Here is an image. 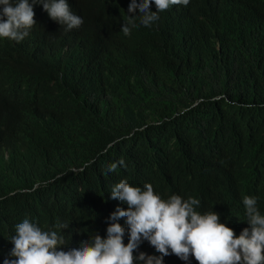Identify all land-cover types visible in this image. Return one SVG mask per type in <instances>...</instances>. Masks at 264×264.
<instances>
[{"label":"trees","instance_id":"trees-1","mask_svg":"<svg viewBox=\"0 0 264 264\" xmlns=\"http://www.w3.org/2000/svg\"><path fill=\"white\" fill-rule=\"evenodd\" d=\"M66 2L79 28L54 26L37 3L23 41L0 38V241L25 218L69 224L65 251L104 238L127 208L109 199L121 180L196 198L239 236L244 196L264 214V0H189L128 36L130 0ZM141 252L160 256L144 240Z\"/></svg>","mask_w":264,"mask_h":264},{"label":"clouds","instance_id":"clouds-1","mask_svg":"<svg viewBox=\"0 0 264 264\" xmlns=\"http://www.w3.org/2000/svg\"><path fill=\"white\" fill-rule=\"evenodd\" d=\"M130 0L128 23L120 30L125 36L139 24L151 27L159 20V13L172 5L189 4V0ZM37 3L46 12L43 18L54 26H63L65 31L79 28L83 20L70 11L66 0H0V38L17 43L29 35L35 25L34 11ZM154 4L156 11H150ZM123 166V160L117 162ZM113 163L109 172L117 168ZM181 196V195H180ZM173 194L167 200L154 192L151 184L143 189L131 186L126 180L115 184L109 199L119 200L127 208L117 207L107 218L106 236L91 235L63 250L67 241L64 230L69 224L58 223L56 230H46L25 218L6 235V244L0 241L1 256L8 252L3 264H162V258L175 255L182 261L193 257L197 264H264V214L257 207L254 197L244 196L247 224L239 236L233 229L221 223L213 211L201 214L196 209L200 201L189 197L183 199ZM126 218L128 242L125 245V229L117 222ZM147 241L159 257L140 253L134 257L141 241ZM4 256V255H3ZM2 256V257H3Z\"/></svg>","mask_w":264,"mask_h":264},{"label":"bare ground","instance_id":"bare-ground-1","mask_svg":"<svg viewBox=\"0 0 264 264\" xmlns=\"http://www.w3.org/2000/svg\"><path fill=\"white\" fill-rule=\"evenodd\" d=\"M81 1H82V0H81ZM114 2H116V1H114ZM87 3H88V2H87ZM80 4H81V3H80ZM87 5H88V4H87ZM112 5H113V3L111 4V7H112ZM107 7H108V6H107ZM114 7H115V6H114ZM116 7L118 8V6H116ZM116 7H115V8H116ZM83 8H84V7H83ZM115 8H113V9H115ZM151 8H152V7H151ZM115 10H116V9H115ZM168 10H169V9H168ZM168 12H169V11H168ZM170 12H171V11H170ZM162 16H163V15H162ZM167 16H168V15H167ZM172 16H174V14H173ZM170 17H171V16H170ZM165 18H166V17H165ZM180 18H181V17H180ZM184 18H185V17H184ZM169 19H170V18H169ZM172 19H174V18H172ZM186 19H187V18H186ZM191 19H192V18H191ZM181 20H183V19H181ZM181 20H180V21H181ZM122 22H123V21H122ZM122 22H121V23H122ZM162 22H163V21H162ZM181 22H182V21H181ZM181 22H180V23H181ZM153 26H154V25H153ZM155 26L157 27V25H155ZM152 28H153V27H152ZM191 35H192V34H191ZM185 37H186V36H185ZM191 37H192V36H191Z\"/></svg>","mask_w":264,"mask_h":264}]
</instances>
